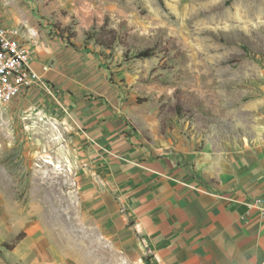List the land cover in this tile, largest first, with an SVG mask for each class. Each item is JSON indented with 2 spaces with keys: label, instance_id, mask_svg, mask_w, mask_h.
<instances>
[{
  "label": "rangeland",
  "instance_id": "1",
  "mask_svg": "<svg viewBox=\"0 0 264 264\" xmlns=\"http://www.w3.org/2000/svg\"><path fill=\"white\" fill-rule=\"evenodd\" d=\"M41 2L49 89L0 106V264H137L93 217L92 162L62 124L61 96H94L173 143L235 137L264 97V0Z\"/></svg>",
  "mask_w": 264,
  "mask_h": 264
},
{
  "label": "crops",
  "instance_id": "2",
  "mask_svg": "<svg viewBox=\"0 0 264 264\" xmlns=\"http://www.w3.org/2000/svg\"><path fill=\"white\" fill-rule=\"evenodd\" d=\"M41 3L0 0V25L20 30L45 79L55 45L37 28ZM61 102L62 124L92 162L93 217L121 249L136 252L137 264H264V217L248 206L264 200V97L245 107L253 115L244 131L202 148L134 130L94 96ZM41 258L36 264H64Z\"/></svg>",
  "mask_w": 264,
  "mask_h": 264
},
{
  "label": "built area",
  "instance_id": "3",
  "mask_svg": "<svg viewBox=\"0 0 264 264\" xmlns=\"http://www.w3.org/2000/svg\"><path fill=\"white\" fill-rule=\"evenodd\" d=\"M19 36L18 28L0 25V106L10 103L30 87L39 86L49 89L44 78L32 68L30 51L19 40ZM248 206L259 209L264 217L262 198L254 199Z\"/></svg>",
  "mask_w": 264,
  "mask_h": 264
},
{
  "label": "trees",
  "instance_id": "4",
  "mask_svg": "<svg viewBox=\"0 0 264 264\" xmlns=\"http://www.w3.org/2000/svg\"><path fill=\"white\" fill-rule=\"evenodd\" d=\"M103 45H106V47L110 48L112 44H109V45H108V44H106V43H103ZM148 56H149V54H148L147 51H145V52H141L140 55H139V57H141V58H145V57H148Z\"/></svg>",
  "mask_w": 264,
  "mask_h": 264
},
{
  "label": "bare ground",
  "instance_id": "5",
  "mask_svg": "<svg viewBox=\"0 0 264 264\" xmlns=\"http://www.w3.org/2000/svg\"><path fill=\"white\" fill-rule=\"evenodd\" d=\"M230 15V14H229ZM222 17H227L228 16V13L226 12V13H224L223 12V14L221 15Z\"/></svg>",
  "mask_w": 264,
  "mask_h": 264
}]
</instances>
